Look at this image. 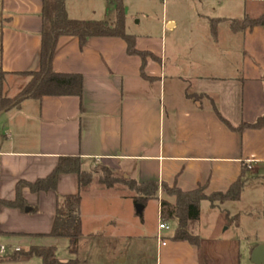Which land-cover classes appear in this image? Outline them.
Listing matches in <instances>:
<instances>
[{
  "label": "crops",
  "instance_id": "crops-1",
  "mask_svg": "<svg viewBox=\"0 0 264 264\" xmlns=\"http://www.w3.org/2000/svg\"><path fill=\"white\" fill-rule=\"evenodd\" d=\"M124 1L137 15L140 7L162 3L160 33L133 34L137 49L153 57L143 67L120 38H91L81 48L76 37H61L53 69L82 75L83 96L29 98L0 114V200L14 201L19 182L48 177L62 157L80 158L86 170L105 166L139 182L183 191L205 187L208 195L227 192L246 167L264 181V127L235 132L217 114L233 128L264 116V28L231 29L232 20L263 15L264 0H181L189 8L170 16L168 0ZM42 5L43 0H0V72L12 74L7 79L40 67ZM66 9L71 19L102 20L107 0H66ZM213 19L220 20L216 35ZM250 181L236 201L244 203L243 211L233 214L246 234L244 245L204 246L199 235L195 246L172 241L173 234L164 246L158 242L160 264L264 260V186ZM78 191L75 174L61 175L57 192L23 189L31 211L0 207V246L9 253L54 247L48 235L57 196ZM159 196V202L175 204L162 190ZM83 205L84 198L82 232Z\"/></svg>",
  "mask_w": 264,
  "mask_h": 264
},
{
  "label": "trees",
  "instance_id": "trees-1",
  "mask_svg": "<svg viewBox=\"0 0 264 264\" xmlns=\"http://www.w3.org/2000/svg\"><path fill=\"white\" fill-rule=\"evenodd\" d=\"M127 7L124 0H107L106 17L102 20L71 19L66 9V0H43L42 5V32L40 67L34 72L14 74L27 77L25 86L15 97H9L6 90L7 77L12 74L0 72V114L17 107L25 99H42L43 97H78L84 93V77L80 74L57 73L53 69V57L61 37H76L80 47L91 38H120L127 45V52L142 59L143 67L151 53L142 52L136 47L137 37L127 32ZM219 19L211 20L212 32L216 35V26ZM264 28V14L258 17L245 16L241 20H232L233 32H245L255 27ZM142 75L145 73L142 69ZM217 112V111H216ZM220 119L233 131L242 132L245 129H261L264 127V116L253 123H243L233 128L217 112ZM99 168V184L106 190L128 191L135 194V204L146 206L151 200H160V190L168 197L175 198V204L163 199L160 201V220L177 222L174 235L175 242H188L199 246L200 236L197 229L201 216V203L205 200L216 203L238 201L248 181L249 168H244L240 178L227 192L206 194L205 187L192 191H183L178 187H170L166 183L155 181L139 182L128 176L121 175L105 166H96L92 170L83 168V161L77 157H62L53 172L46 178L34 183L21 181L17 184L14 201L0 200V207L25 211L29 208L23 197V189L28 188L34 194L57 192L58 181L61 175L75 174L78 177L79 191L75 195H58L56 201V216L49 237L62 238L69 241V250L72 254L79 251V242L82 238L81 204L89 193L95 177V168ZM35 211V210H33ZM32 258H39L43 264H78L79 260L61 262L57 258L55 247H31L29 250L14 251L0 256V262H26Z\"/></svg>",
  "mask_w": 264,
  "mask_h": 264
},
{
  "label": "rangeland",
  "instance_id": "rangeland-1",
  "mask_svg": "<svg viewBox=\"0 0 264 264\" xmlns=\"http://www.w3.org/2000/svg\"><path fill=\"white\" fill-rule=\"evenodd\" d=\"M166 3V11L169 16L175 9L185 11L189 8V5L181 0H168ZM140 9L139 15L135 14V6L131 8L130 13L129 8L127 9L129 14L127 32L158 35L163 15L162 3L155 1L151 8L140 7ZM27 81V77L7 79L8 96L11 98L17 96ZM94 172L93 184L89 193L84 196L85 228L79 242V251L77 254H72L69 250L68 240L54 238L58 260L66 263L77 259L79 260L78 264H160L157 247L160 222L159 200L149 201L144 206V210L138 213L137 204L133 199L134 193L103 190L104 188L98 181L100 169L97 167ZM260 176L262 174H257L256 177L251 173L248 174V179L253 181L252 183L256 182V186L263 187L264 181ZM253 178H256V181ZM242 203L226 201L213 205L207 200L202 203L201 226L197 230V234L202 236L204 246L209 243L227 244L233 241H236V244L240 242L244 245L246 234L237 229L236 225L239 221L233 215L243 211L244 203ZM229 211L230 216L228 215ZM167 224L170 230L161 234L165 241L170 240L177 225L175 221H168ZM30 261L32 264H42L40 259L34 258L28 262ZM244 262L246 263V261ZM11 263L25 264L26 262Z\"/></svg>",
  "mask_w": 264,
  "mask_h": 264
},
{
  "label": "built area",
  "instance_id": "built-area-1",
  "mask_svg": "<svg viewBox=\"0 0 264 264\" xmlns=\"http://www.w3.org/2000/svg\"><path fill=\"white\" fill-rule=\"evenodd\" d=\"M158 230H159V233H158V240H159L160 244H161L162 246H164V245L166 244V241H165L164 238L161 236V234H162V232H164V231H169V230H170V227L168 226L167 223H164V222H162V221L160 220ZM16 251H20V250H16ZM8 253H9V252H8V250H7L6 247H4V246H0V256H4V255H6V254H8Z\"/></svg>",
  "mask_w": 264,
  "mask_h": 264
},
{
  "label": "water",
  "instance_id": "water-1",
  "mask_svg": "<svg viewBox=\"0 0 264 264\" xmlns=\"http://www.w3.org/2000/svg\"><path fill=\"white\" fill-rule=\"evenodd\" d=\"M2 114V113H1ZM136 208H137V212L138 213H141L143 210H144V206H142V205H140V204H138L137 206H136ZM31 211V209L30 208H26V212H30ZM258 250H260V249H258ZM253 262L255 263V264H263V262H264V260L262 259V258H257V259H253Z\"/></svg>",
  "mask_w": 264,
  "mask_h": 264
}]
</instances>
